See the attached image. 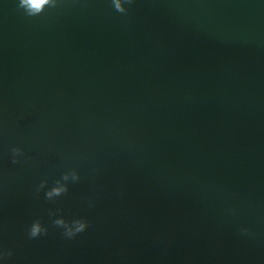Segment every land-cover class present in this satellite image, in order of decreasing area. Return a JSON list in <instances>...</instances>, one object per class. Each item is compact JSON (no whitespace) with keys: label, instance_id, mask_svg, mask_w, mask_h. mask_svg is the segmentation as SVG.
Masks as SVG:
<instances>
[{"label":"water","instance_id":"obj_1","mask_svg":"<svg viewBox=\"0 0 264 264\" xmlns=\"http://www.w3.org/2000/svg\"><path fill=\"white\" fill-rule=\"evenodd\" d=\"M18 5L0 0V264H264V0ZM50 211L90 226L66 240Z\"/></svg>","mask_w":264,"mask_h":264},{"label":"clouds","instance_id":"obj_2","mask_svg":"<svg viewBox=\"0 0 264 264\" xmlns=\"http://www.w3.org/2000/svg\"><path fill=\"white\" fill-rule=\"evenodd\" d=\"M135 3V0H111V5L115 12L121 15L127 16L129 14V7ZM61 5V0H19L18 7L24 10V13L28 17H37L43 15L48 9H57ZM13 154L12 163L20 164L21 161L17 157L24 155L23 150L19 147L11 149ZM80 176L76 171L65 173L62 180H57L55 186L45 194L46 199L52 201L57 197L66 195L68 187L65 182L72 181L78 182ZM46 181L40 184V188L43 189L46 185ZM49 216L51 219V227L60 229L61 235L66 240L75 239L81 233H84L89 228V222L85 218H74L67 220L62 216H59L57 212L50 211ZM246 233V230H245ZM49 234V226L40 220H34L28 228V239H38L41 236H47ZM13 255L12 251L4 248L0 245V261H7Z\"/></svg>","mask_w":264,"mask_h":264}]
</instances>
